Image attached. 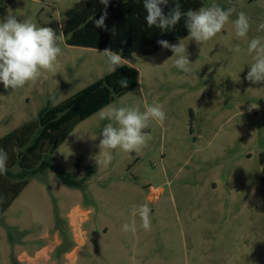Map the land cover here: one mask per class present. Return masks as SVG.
Masks as SVG:
<instances>
[{
  "label": "rangeland",
  "instance_id": "obj_1",
  "mask_svg": "<svg viewBox=\"0 0 264 264\" xmlns=\"http://www.w3.org/2000/svg\"><path fill=\"white\" fill-rule=\"evenodd\" d=\"M88 1L0 0V19L11 12L62 34L65 14ZM199 1L245 12L248 37L236 39L229 23L202 44L184 38L191 74L178 70L165 48L124 60L139 72V86L110 105L143 111L155 100L166 121L145 129L151 139L139 153L114 150L107 168L96 162L107 121L97 113L79 124L0 218V264H17L21 251L47 245L46 233L50 264H65L64 254L78 246L77 264H264V82L245 79L253 62L248 41L264 37L257 31L264 0ZM235 45L241 52L231 50ZM61 47L56 75L16 90L0 83V139L112 73L102 50L71 47L65 38ZM60 171L71 173L78 187L66 185ZM140 205L151 209L149 231L133 215ZM77 206L81 211L68 216ZM133 220L137 230L122 231Z\"/></svg>",
  "mask_w": 264,
  "mask_h": 264
},
{
  "label": "clouds",
  "instance_id": "obj_2",
  "mask_svg": "<svg viewBox=\"0 0 264 264\" xmlns=\"http://www.w3.org/2000/svg\"><path fill=\"white\" fill-rule=\"evenodd\" d=\"M105 6L99 19H95L96 28L106 29L107 6L109 0H99ZM231 2V0H230ZM169 0H143L146 11V24L168 30L174 28L182 19L187 29L190 40L198 44L207 42L225 28L232 24L236 39H245L251 28L250 18L245 12L237 13L236 7L224 8L219 4L201 6L197 10H181V4L175 3L167 13L164 7ZM235 14L234 20L231 17ZM257 31H264V22L258 25ZM170 44L167 40H159L157 43L165 49H169L176 58L174 66L185 74H191L192 64L189 60L187 48L182 42ZM64 43L62 34L48 26H37L31 18L18 19L9 12L0 19V83L5 89H21L26 85L36 83L45 73L56 75L58 72L60 57L63 55L61 45ZM232 51L239 53L241 48L235 45ZM105 58L104 63L108 69L115 72L124 65V59L120 52L105 48L99 51ZM247 52L252 55L253 62L249 65L245 79L252 83L264 82V37H254L248 41ZM121 87L127 88L128 81H119ZM143 94V89L140 90ZM53 103L55 98L53 97ZM101 120L107 121L100 132L99 153L96 156L98 166L107 168L113 161L114 150L120 149L126 153H139L148 146L151 139L145 131L152 122L163 125L167 119L164 106L153 101L145 104L144 110L140 106H115L108 105L98 113ZM96 139V137L92 138ZM8 153L0 148V175L7 172ZM133 215H138L141 227L145 231L151 229V209L146 205L133 206ZM135 221L122 225V231L135 232Z\"/></svg>",
  "mask_w": 264,
  "mask_h": 264
},
{
  "label": "trees",
  "instance_id": "obj_3",
  "mask_svg": "<svg viewBox=\"0 0 264 264\" xmlns=\"http://www.w3.org/2000/svg\"><path fill=\"white\" fill-rule=\"evenodd\" d=\"M177 2L182 11L197 10L202 6L199 0H169L164 7L165 13ZM104 8L99 0H89L68 11L62 26L66 44L102 51L110 48L120 52L124 60L131 61L158 53L163 49L157 43L159 40L173 43L188 37L183 19L172 29L149 28L143 0H109L105 20L107 30L96 28L95 19H99ZM122 79L128 81L127 88L121 87L119 81ZM138 86L139 72L125 65L63 103L44 109L37 121L26 123L0 139V148L9 157L7 172L0 175V218L29 185L30 177L50 167L45 157L54 154L79 124ZM260 164L264 202V153ZM15 167L20 168L18 174L12 173ZM58 174L66 185L78 187L71 173L60 171Z\"/></svg>",
  "mask_w": 264,
  "mask_h": 264
},
{
  "label": "crops",
  "instance_id": "obj_4",
  "mask_svg": "<svg viewBox=\"0 0 264 264\" xmlns=\"http://www.w3.org/2000/svg\"><path fill=\"white\" fill-rule=\"evenodd\" d=\"M162 188H159L157 191L161 190ZM11 208V207H10ZM9 208V209H10ZM8 209V210H9ZM81 211L80 207H75L73 210H71V212L68 214V216H70L73 212H77V211ZM67 226V223L65 224ZM74 233L77 237V239H83L80 238L79 236H81L83 234L82 231H80V228H75ZM58 237L57 234L55 235V238ZM49 236L48 234H44L43 239L41 240H46L47 239V245L42 246L39 249L34 250L33 253H28L27 251H21L18 256H17V264H19L18 261H20V263H27V264H50L52 262V256L50 255V239H48ZM76 239V242H77ZM80 248L75 247L71 252H67L64 254V258H65V264H77V260H78V256L80 254Z\"/></svg>",
  "mask_w": 264,
  "mask_h": 264
}]
</instances>
